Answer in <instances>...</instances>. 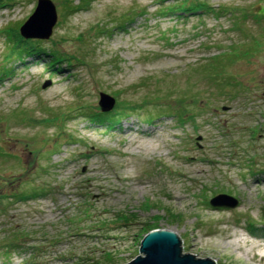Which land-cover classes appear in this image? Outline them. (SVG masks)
I'll return each instance as SVG.
<instances>
[{
  "label": "rangeland",
  "instance_id": "1",
  "mask_svg": "<svg viewBox=\"0 0 264 264\" xmlns=\"http://www.w3.org/2000/svg\"><path fill=\"white\" fill-rule=\"evenodd\" d=\"M36 1L0 0V195L38 191L1 198L0 238L24 232L25 246L39 247L37 264H125L153 220L176 235L183 254L264 264V0H87L71 12L65 2L80 0H50L57 17L49 37L16 35L73 57L58 70L48 69L44 53L10 54L11 31ZM193 3L204 10L158 14ZM222 5L248 15L233 22ZM251 40L257 46L220 63L215 80L194 71ZM216 81L245 89L236 95ZM100 92L114 98L105 114L116 102L133 106L108 128L90 121L102 112ZM183 92L197 97L186 106L194 121L156 116L162 110L150 98L168 93L172 101ZM217 193L238 205L210 206ZM3 253L0 264H28V247L9 259Z\"/></svg>",
  "mask_w": 264,
  "mask_h": 264
},
{
  "label": "trees",
  "instance_id": "2",
  "mask_svg": "<svg viewBox=\"0 0 264 264\" xmlns=\"http://www.w3.org/2000/svg\"><path fill=\"white\" fill-rule=\"evenodd\" d=\"M6 1H10V0H6ZM86 1L87 0H80V3L79 4H76L74 6H71L70 2H65L64 4V7L66 10L68 11H75V9H79L81 6H84L86 5ZM161 0H157V2H159ZM81 4V5H80ZM205 9H207L205 7ZM221 9H224L225 10V7L222 5ZM204 8L201 7V5H196V3H193L192 6H182V7H178V6H166V7H162V8H159L158 10V14L159 16H164L166 15L167 13H174V12H201L203 11ZM229 10V15L233 18V22L236 20H240L243 21L245 18H246V15H248V13H245L244 11H239V12H236V11H233L232 12V9L231 8H227L226 11ZM131 13V12H130ZM133 13V11H132ZM250 13V12H249ZM129 14V13H128ZM140 14H144V12L142 11V8L140 10ZM256 15L255 13H251L249 16L252 17V19H256ZM129 17H130V14H129ZM128 17V20L127 22H131V17L129 18ZM232 22V23H233ZM236 24V26L234 27V30L236 31H240L241 33L243 32V28L241 27V24L240 26L237 25V23H234ZM119 27L122 28L123 25V21H121L120 23H118ZM18 34V29L17 31L15 29H13L11 31V36L12 39L15 40V42L12 44V49L10 50V54L13 55V56H16V57H22V55L24 54H31V53H35V54H40V53H44L45 55L47 56H50L51 57V60L49 61V66L48 68H54V66L56 68L54 69H50V70H58V68L60 67L59 66V63L61 62H65L67 63L68 65H71L72 64V61L71 59H73L72 56H64V54L60 51H58V49L56 48H50L48 50H45L44 48H40L39 46H37V43L38 41L36 40H28L26 41L25 39H21L20 36L17 37ZM9 36V35H7ZM256 42V41H255ZM254 41H250L249 44H244V46L242 45L243 47V50L240 51V49L232 52L231 54H228V55H225L223 56L224 54L223 53H217L213 56H211V60H208V62L204 63L202 66L201 65H198L199 67H195L194 68V71L196 73H202L201 75L205 76V77H209L210 80L212 81L213 79L215 80V76L219 73L222 72V66L220 63L222 62H225V63H234V62H237V61H240L241 59H244L248 54V53L252 47L251 45H253V48L255 46H257V43H255ZM250 53V52H249ZM75 59V58H74ZM76 60V59H75ZM5 69H2V71L0 72V77L1 76H5ZM216 83V84H215ZM214 84L216 85V87L221 90L222 88V84H226V85H229L231 86L232 88L236 89V91L234 92V94L237 95V93L240 92V90H243L245 89V86L244 85H241L239 81H234V82H219V81H216ZM234 91V90H233ZM170 95L168 93H163L161 95H154V97L150 98L151 100H154L155 102V107L157 109H160L162 110L159 114H157L156 116H160L161 114L162 115H166L168 117H171V118H175L176 120H178L179 123H183L185 122L186 120L187 121H194V118L196 116V113H194L190 107H186L187 105L189 104H194L195 103V100H197V97L194 95V93H190V92H183L182 93V96H178L177 95V98H173L171 99L172 101L169 100V97ZM187 99V104L184 100ZM117 106L115 107V111L114 113H110V114H105V113H102V112H94V113H90V121L92 122H95V123H98V124H104L106 126V128L108 127H111L113 126L115 123H117V116L120 114V115H125L126 116V113L127 111H131L132 109V103L131 102H126V104L123 102V104L118 105V102H116ZM154 104V103H153ZM186 104V105H185ZM141 106H143L142 104L141 105H138V108H140ZM131 107V108H130ZM200 108V107H199ZM128 114V113H127ZM147 121H149V117H147ZM39 191L42 192L43 189H40L39 188ZM38 191L36 189H29L27 191H17V192H14V193H10L7 195H0V200L1 198L4 199L5 198H9V197H12L13 199H25L27 197H34L35 195H37ZM1 211V209H0ZM174 216H177L176 214H172V217ZM121 220H127V217L126 216H121L120 218ZM246 226L249 227V229L251 230H256V227L254 225L253 222L247 220L246 221ZM155 223L154 221L152 220L151 223L147 222L145 224H143L142 228L140 229V236H139V243H140V240L143 236V234H145L146 232H148V230H151V229H154ZM253 226L255 228H253ZM10 230V229H9ZM8 233L10 234H7V236L5 237H1L0 238V247L3 248V251H4V257L5 259H9V255L10 253H14V252H20L21 250H24L26 249V247H28V249H30V256H28V258L26 259L27 263L28 264H37V258H39L40 256V252L36 251V249H38L39 247L38 246H35L34 244H32L31 246H25V244L27 243V241H25L22 236L25 235L24 232H18L16 230H10ZM106 259H108L106 257ZM98 263V262H96Z\"/></svg>",
  "mask_w": 264,
  "mask_h": 264
},
{
  "label": "water",
  "instance_id": "3",
  "mask_svg": "<svg viewBox=\"0 0 264 264\" xmlns=\"http://www.w3.org/2000/svg\"><path fill=\"white\" fill-rule=\"evenodd\" d=\"M55 12L50 0H37L32 13L19 26V35L23 38H48L56 21ZM48 83L43 86L49 85ZM97 102L100 110L104 112L112 108L114 98L100 92ZM237 203L236 198L225 193H217L208 200L212 207L234 208ZM125 264H213V262L209 258L183 254L176 235L171 231L158 229L150 230L143 235L138 255Z\"/></svg>",
  "mask_w": 264,
  "mask_h": 264
},
{
  "label": "bare ground",
  "instance_id": "4",
  "mask_svg": "<svg viewBox=\"0 0 264 264\" xmlns=\"http://www.w3.org/2000/svg\"><path fill=\"white\" fill-rule=\"evenodd\" d=\"M81 5V4H80ZM84 7V6H83ZM81 8H82V6L79 8L80 10H81ZM76 10V9H75ZM187 13H189V12H187ZM249 228V227H248Z\"/></svg>",
  "mask_w": 264,
  "mask_h": 264
}]
</instances>
